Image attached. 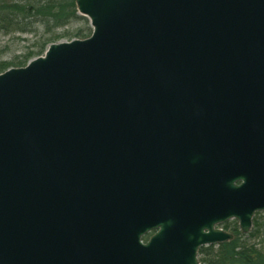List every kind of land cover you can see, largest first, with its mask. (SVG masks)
<instances>
[{
	"label": "water",
	"instance_id": "water-1",
	"mask_svg": "<svg viewBox=\"0 0 264 264\" xmlns=\"http://www.w3.org/2000/svg\"><path fill=\"white\" fill-rule=\"evenodd\" d=\"M76 2L0 74V264H199L264 211V0Z\"/></svg>",
	"mask_w": 264,
	"mask_h": 264
},
{
	"label": "trees",
	"instance_id": "trees-1",
	"mask_svg": "<svg viewBox=\"0 0 264 264\" xmlns=\"http://www.w3.org/2000/svg\"><path fill=\"white\" fill-rule=\"evenodd\" d=\"M88 19L79 15L75 0H0V31L13 33H31L42 28L45 36L38 44L37 50L29 51L23 60L0 62V73L11 66H25L29 60L41 55L48 44L61 40L66 34L56 29L67 26L73 21ZM87 29V28H86ZM89 32L77 29L74 37H86ZM88 37V36H87ZM262 213H256L252 230L244 234L238 222L231 220L222 225L234 234L231 241L202 246L199 250L200 264H264V220Z\"/></svg>",
	"mask_w": 264,
	"mask_h": 264
},
{
	"label": "rangeland",
	"instance_id": "rangeland-1",
	"mask_svg": "<svg viewBox=\"0 0 264 264\" xmlns=\"http://www.w3.org/2000/svg\"><path fill=\"white\" fill-rule=\"evenodd\" d=\"M87 26H90V22L87 23L83 20H77L71 22L65 27L58 28L56 30L61 33L67 31V34H72L79 28L86 30ZM43 36H45V32L42 28H37L31 33L25 34L0 31V62L23 60L27 52L37 50V46L42 42ZM74 38L78 37L67 35L61 38V40L68 41L71 39L73 40ZM14 67L16 66H11L10 68ZM261 213V218L264 220V211H262ZM217 227L222 228L221 225H218ZM226 231L232 233L229 230Z\"/></svg>",
	"mask_w": 264,
	"mask_h": 264
},
{
	"label": "bare ground",
	"instance_id": "bare-ground-1",
	"mask_svg": "<svg viewBox=\"0 0 264 264\" xmlns=\"http://www.w3.org/2000/svg\"><path fill=\"white\" fill-rule=\"evenodd\" d=\"M75 3H76V7H77V2H76V0H75ZM77 10H78V7H77ZM78 14L79 15H81L79 12H78ZM81 16H83V15H81ZM83 17H85V16H83ZM85 18H87V17H85ZM88 19V18H87ZM83 21H85V20H83ZM88 21H89V19H88ZM86 22V21H85ZM90 22V21H89ZM88 27H90V28H92V26H91V24H90V26H87V29H88ZM85 30V32L84 33H88L89 31L88 30ZM76 31V30H75ZM58 33H60V34H66L67 33V31L66 32H63V33H61V32H59V31H57ZM92 32H93V29H92V31L84 38V37H81V38H74L73 40H75V39H79V40H84V39H87V38H89L91 35H92ZM68 36L69 35H71L72 37H74L75 35H74V32L72 33V34H67ZM66 35V36H67ZM72 39L71 40H68V41H63V40H59V41H56V42H52V43H50V44H48V46H47V48H46V50L44 51V53L43 54H41V55H37V56H34V57H32L29 61H31V60H34V59H37V58H40V57H44V55L46 54V52H47V50H48V48H49V46L51 45V44H60V43H64V42H71V41H73Z\"/></svg>",
	"mask_w": 264,
	"mask_h": 264
}]
</instances>
